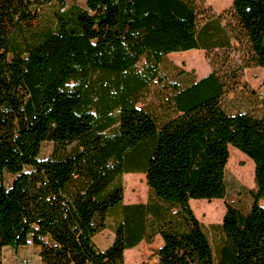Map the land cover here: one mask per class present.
<instances>
[{
    "label": "trees",
    "instance_id": "16d2710c",
    "mask_svg": "<svg viewBox=\"0 0 264 264\" xmlns=\"http://www.w3.org/2000/svg\"><path fill=\"white\" fill-rule=\"evenodd\" d=\"M231 10L232 29L218 15L200 23L198 0H0V264L28 244L40 264H125L157 237L156 262L140 264H264V118L223 107L221 62L172 83L165 115L138 106L173 52L230 53L235 39L264 67V0ZM230 147L253 161L255 188L248 211L227 204L211 224L215 255L191 200L226 197ZM125 173L146 175L147 201L124 203ZM118 208L102 250L95 236Z\"/></svg>",
    "mask_w": 264,
    "mask_h": 264
},
{
    "label": "rangeland",
    "instance_id": "374dc122",
    "mask_svg": "<svg viewBox=\"0 0 264 264\" xmlns=\"http://www.w3.org/2000/svg\"><path fill=\"white\" fill-rule=\"evenodd\" d=\"M83 0H68L69 4ZM232 0H198L200 23L207 18L220 16L224 25L230 29L236 28L237 22L231 10ZM49 10V6L45 11ZM234 48L225 53L222 50H213L207 53L202 49L173 52L167 55L160 64L159 71L163 81H154L143 94L138 106L153 111L158 115L170 112L169 101L175 93L172 83L184 86L191 80L203 76L212 70L211 60L221 62L216 66L221 69L227 86L222 97V105L229 113L247 112L264 118V67L256 66L250 61L249 49L246 42L240 44L233 40ZM227 52V50H226ZM226 54V55H225ZM229 54L228 60L222 62ZM145 60L139 63L142 68ZM220 65V66H219ZM241 65L245 67L241 69ZM188 73H183V72ZM54 144L44 142L41 149V158L48 157L53 151ZM255 166L253 161L244 153L230 147V157L226 167L227 194L223 199L191 200L192 209L197 218L204 224L212 243L215 255L220 244V235L211 229V224H220L224 218L227 204H233L242 211H248L252 205L250 189L255 188ZM12 176L7 174L5 182L10 183ZM124 203L145 202L148 200L150 188L144 173H125L123 175ZM264 205V199L260 201ZM121 209L110 212L105 219V228L95 236L98 248L104 250L111 245L115 238V229L121 221ZM160 246L156 239L153 244L142 242L138 246L125 251V264H140L143 261L156 262L152 248ZM4 264H40L38 249L32 244L19 249L5 248L3 251Z\"/></svg>",
    "mask_w": 264,
    "mask_h": 264
},
{
    "label": "crops",
    "instance_id": "0c3cea01",
    "mask_svg": "<svg viewBox=\"0 0 264 264\" xmlns=\"http://www.w3.org/2000/svg\"><path fill=\"white\" fill-rule=\"evenodd\" d=\"M232 2H233V0H232ZM231 6H232V3H231ZM188 51H190V52H192L193 50H188ZM209 73V72H208ZM207 73V74H208ZM207 74H205V75H203V76H200V77H198L197 79H199V78H201V77H204V76H206ZM157 239L160 241V244L162 243V239H161V237H157Z\"/></svg>",
    "mask_w": 264,
    "mask_h": 264
}]
</instances>
